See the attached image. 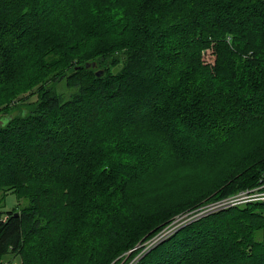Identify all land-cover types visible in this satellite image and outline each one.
<instances>
[{"label":"trees","instance_id":"1","mask_svg":"<svg viewBox=\"0 0 264 264\" xmlns=\"http://www.w3.org/2000/svg\"><path fill=\"white\" fill-rule=\"evenodd\" d=\"M60 1L62 6L49 0H0V75L11 52L23 53L29 47L59 54L76 65L59 69L55 75L60 77L26 114L0 116V142L7 136L12 164L9 177L0 179V190H18V198L27 200L20 212L4 211L0 200V264L9 253L19 256L21 264H111L154 226L199 206L203 198L218 202L240 192H264V0ZM30 21L38 25L27 34ZM163 39L168 46L159 49ZM96 40L100 50L92 53L93 60H85L88 56H80L79 49ZM212 47L215 61L193 72L202 62V49ZM166 53L168 59L145 71L151 59ZM96 68L104 70L101 77ZM115 68H120L116 74ZM194 76L214 98L204 96L203 102L185 91ZM62 79L75 80L76 90L68 98L58 91ZM124 98L145 103L150 112L109 122L115 104ZM186 112L206 124L226 127L208 148L218 157L227 154L235 139L245 144L237 160L243 170L238 175L232 170L229 178L221 171L219 185L213 187L217 191L206 190L196 198L194 192L166 208L168 201L162 197L146 204L136 201L132 182L143 181L137 176H147L144 182L156 186L162 176L152 175L160 164H197L210 158L208 152H182L179 144L186 148L188 142L173 141L175 126L170 123L175 114ZM145 117L153 120L143 122ZM80 128L81 137L76 138ZM134 133L155 143L137 144L139 135ZM165 143L173 156L163 151ZM96 150H101L107 168L123 172L127 179L122 186L96 183L91 191H76L74 185L96 169L83 164ZM114 153L122 160H114ZM135 154L141 160L136 159L135 167L121 163L135 162ZM187 186L172 183L164 188L176 197ZM115 188L120 197L112 204ZM190 193L182 190V196ZM6 195L2 192L4 201ZM151 203L165 208L158 218ZM216 251L228 254L227 264H264L263 200L191 222L137 264H192L196 254L211 259Z\"/></svg>","mask_w":264,"mask_h":264},{"label":"rangeland","instance_id":"2","mask_svg":"<svg viewBox=\"0 0 264 264\" xmlns=\"http://www.w3.org/2000/svg\"><path fill=\"white\" fill-rule=\"evenodd\" d=\"M52 5H60L61 1L53 3L51 0H49ZM63 3L61 4V6ZM227 18V17H226ZM224 19V18H223ZM219 20V17L216 16L214 19ZM236 24V23H235ZM38 25L35 24L33 21H30L28 28L26 29L27 34L34 29V27ZM236 27V25H235ZM151 36L148 37V39H151ZM23 37L26 38L23 34ZM107 38V36H105ZM99 40H96L94 42H91L90 45H87L85 48L79 49V55L84 57L88 56L85 60L91 61L93 60V52H96L100 50L101 46L99 44ZM168 46L167 41L163 39V42L159 43L158 48H165ZM126 49V48H125ZM206 49V48H205ZM203 50L201 53V60L200 64L198 66H194L193 72H198L201 70H204L207 68L205 65L211 64L215 61L216 53L214 48L212 47V50ZM15 52H18L15 50ZM11 54L13 55L8 62L5 63V66L1 72L0 75V116L3 115H16L19 114L21 111H24L26 114L29 109V105H34L39 101V97L43 91L48 88L50 85L53 84V81L58 79L60 76L56 77V73L61 68H73V66H76L72 64L69 60V58H64L59 54L49 52L47 50H39V51H33L31 50V47H29L26 51L23 53H15ZM75 57V56H74ZM83 57V58H84ZM164 58L168 59L169 56L166 53L165 55L156 56L155 59H151L149 65L145 67V71L150 70L152 66H156V62L159 63L160 60H163ZM200 60L197 59V63ZM204 65H202V64ZM95 67V66H94ZM157 67V66H156ZM209 67V66H208ZM102 70V68H96V73L98 71ZM54 74V75H53ZM57 87L58 91L60 93L68 98L75 90V80H67L62 79ZM202 83L200 80H198L197 76L192 77L189 82L186 85L185 91L191 90L193 95L195 96V99L197 100H206L204 99V96H212L210 92L207 89H204L203 86H201ZM214 98V97H213ZM207 102V101H206ZM143 102H135L133 101V98H124L121 99L118 104H115L114 110L112 114H110L108 120L109 122L118 124L119 122H126L129 121V119H137V117H143L146 113H149L150 110L148 106ZM126 108V110H124ZM175 108V106H173ZM51 112L52 108L50 109ZM186 111V110H185ZM6 113V114H5ZM11 113V114H10ZM125 113V114H124ZM192 112H186L178 116V114H175L176 117L174 118L173 122L170 124L175 126V132L173 137L174 142L182 143L183 141H187L186 148L183 147V145L179 144V147H181V151H192V154H196L198 152L199 154H204L206 152L210 158L208 160H204L201 162H198L197 164H179V163H162L158 167L157 172H155L153 176H162L160 180L156 181V186H151L149 181L144 182L145 178L147 176H137L136 178H142L143 181H133L132 187H133V193L136 201L140 202L143 201L144 204L147 203V201H150L154 198H160L167 200L168 203L165 205V208L168 206H171L172 203H175L177 199L180 200H187L189 197H191L194 192L195 198L197 194H202L206 190L210 191V189H214L213 192L217 191L218 189L213 188L214 185L218 186V175L222 171L224 174L228 175V178L232 174V170L237 174V172L243 170V167L237 162L238 160V153L242 150L244 145L238 144L239 138L235 139L233 141V144L228 148L227 154L218 157L216 154V151H212V149H208L210 147V144L214 142V140L219 137L220 135H223L226 131V127H223L220 123H211L206 124L205 122H201L199 119L193 118ZM136 117V118H134ZM143 122H147L149 120H153L151 117H148V119L145 117V119H142ZM145 120V121H144ZM105 125V124H104ZM82 128V127H81ZM79 129L76 135H74L76 138L81 137L82 129ZM222 132H219L221 131ZM264 133V130L260 131V134ZM139 135V136H138ZM136 143L137 144H152L155 143L151 138L146 137L144 135H140L139 133H134V137H136ZM7 137V136H5ZM5 137H2L0 142V179L3 178V176L9 177L8 171L12 169V164L10 161V153L7 146V140ZM181 140V142H180ZM206 147V145H208ZM112 146V145H111ZM169 150L171 152V155H174V152L172 149L170 150L169 146L165 145L163 146V151ZM176 152V151H175ZM92 152H90V155ZM102 157V158H101ZM136 158H133L135 162L128 160H123L121 163L125 165L135 167L137 165V160H140V157L135 154ZM112 158L114 160H122L121 156L119 154L114 153L112 155ZM101 159V160H100ZM137 159V160H136ZM211 161V162H210ZM88 163H90L89 168L93 169L96 168L94 173L87 174L84 176L79 182H77L74 187H76V191L79 189V187L82 189V192L85 193L89 189L93 188L96 183H101L102 185H106L109 188H112L115 185L122 186L123 183L127 179V175H125L123 172H118L117 170H110L106 167L105 158L102 155L101 150H96V154L92 157H88L84 162V166L87 167ZM240 165V166H237ZM127 167V166H126ZM193 168H196L194 170ZM108 170V171H107ZM110 170V171H109ZM129 170V169H128ZM131 172V170H129ZM173 173V177L169 178L168 174ZM49 172L48 174H50ZM134 175V173H133ZM238 175V174H237ZM53 176V175H49ZM5 177V178H6ZM183 178L182 182H178V178ZM52 179H54L52 177ZM129 182V181H128ZM231 181H227L224 185H222L223 188H226L228 184ZM172 183H179L181 186H187L183 188L182 190L188 188L191 192L190 195L182 196V190L179 196L176 197H170L166 194L167 191L172 192L166 188H164L165 185L170 186ZM221 187V186H220ZM116 194L112 199V204H114L117 200L119 201L120 192L117 188H115ZM195 190V191H194ZM2 192L5 194L7 193L4 199H2L1 195ZM259 190H255L254 193H259ZM18 190H15V194H13V191H4L0 190V200L2 201V204L5 205L4 211H14V212H20L24 204H27L23 200L24 198L19 199ZM242 193V192H240ZM235 194L229 198H233L234 196L239 195ZM264 193V192H262ZM201 197H198L197 199H200ZM228 198V199H229ZM222 201H215L214 198H203L200 202L201 204L197 207H191L187 208L180 213L174 214L167 220H165V223H160L157 226H154L149 234H147L144 238L139 239L135 246L131 248L130 250L124 252L122 255H120L116 260H114L111 264H137L142 258H144L147 254H149L153 249H155L158 245H160L165 240L169 239L171 236L176 234L179 230L183 229L187 225H189L191 222L196 221L198 219H201L202 217H205L211 213H214L213 211L215 208L212 206H216ZM23 203V204H22ZM20 206H19V205ZM148 206H150L151 209H154L153 213L158 216V213L163 211L165 208L164 206H160L159 204L151 203ZM147 206V207H148ZM214 206V207H215ZM217 212V211H215ZM83 222V220H82ZM148 222V221H147ZM90 223L89 218L86 220V224ZM142 221L138 222V226L142 225ZM176 235L175 237H177ZM179 238V237H178ZM211 259L207 255H203L200 257L199 254H196L193 256L191 263L192 264H213L214 262H226L228 263V254H223L219 252H215L214 254H210ZM217 260V261H216ZM4 264H21V259L19 256L13 255L9 253L6 255L3 259ZM151 261V260H150Z\"/></svg>","mask_w":264,"mask_h":264},{"label":"built area","instance_id":"3","mask_svg":"<svg viewBox=\"0 0 264 264\" xmlns=\"http://www.w3.org/2000/svg\"><path fill=\"white\" fill-rule=\"evenodd\" d=\"M255 190H251V191H245L240 193L237 196H234L233 198H229L226 200H223L221 203H219L218 205H214L212 206L213 208H215V211L224 209L226 207H230V206H235L238 204H242L248 201H252V200H263L264 201V193L259 192V193H254Z\"/></svg>","mask_w":264,"mask_h":264},{"label":"water","instance_id":"4","mask_svg":"<svg viewBox=\"0 0 264 264\" xmlns=\"http://www.w3.org/2000/svg\"><path fill=\"white\" fill-rule=\"evenodd\" d=\"M96 64L95 63H93L92 64V66H95ZM90 67V64H87V68H89ZM120 70V68H115L114 69V74H116L118 71ZM104 74V70H100V71H98L97 73H96V75L98 76V77H101L102 75Z\"/></svg>","mask_w":264,"mask_h":264}]
</instances>
